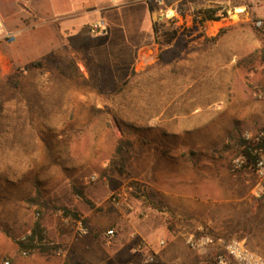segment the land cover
<instances>
[{"label": "rangeland", "instance_id": "rangeland-1", "mask_svg": "<svg viewBox=\"0 0 264 264\" xmlns=\"http://www.w3.org/2000/svg\"><path fill=\"white\" fill-rule=\"evenodd\" d=\"M125 2L0 0V21L17 34L0 35V264H212L188 255L190 228H176L147 183L188 170L180 155L195 156L193 193L209 202L196 224L248 235L264 255V190L253 194L256 173L233 166L238 140L264 127V0H165L148 15L143 0ZM99 19L107 35L91 33ZM110 21L132 26L114 34ZM160 22L179 28L170 45L153 37L149 23ZM119 140L133 144L123 171ZM38 190L48 206L28 203ZM38 219L59 247L23 255L17 240Z\"/></svg>", "mask_w": 264, "mask_h": 264}, {"label": "built area", "instance_id": "built-area-1", "mask_svg": "<svg viewBox=\"0 0 264 264\" xmlns=\"http://www.w3.org/2000/svg\"><path fill=\"white\" fill-rule=\"evenodd\" d=\"M117 3H126L125 0H116ZM150 7H153L154 10L164 11L165 0H143ZM168 17H171L166 13ZM256 25L264 29V19H257ZM90 31L94 35H107L109 32V27L105 19H99L92 22L89 26ZM0 35L9 41L14 42L17 38V34L14 31L8 30L2 21H0ZM253 136L248 132L243 134V138L251 141H258L259 136ZM255 159L253 161L248 160V155L245 153V145L239 147V154L235 157L233 161V166L235 169L243 168L246 163L249 164V167L256 173L258 177V182L256 184V193L258 195L264 190V146L262 148H256L252 151ZM92 180H97V176H92ZM133 190V186L129 185L121 191L115 192L111 200L114 205L119 206L124 202L128 201V191ZM59 213H62L59 211ZM40 216V212L37 213ZM80 229L83 233H89V228L82 223H80ZM115 234L114 229H109L107 235L112 237ZM33 236V230L29 229L22 234L19 238L20 241L28 243L30 238ZM185 241L190 249L201 250L204 248H215L217 263L216 264H231L233 261L235 264H264V255L259 251L250 247L247 241L243 238L238 237L237 235L230 234H220L214 233L209 230L204 224H198L195 228L188 230L185 233ZM35 243H38V237L35 238ZM46 241V240H45ZM165 241L161 242V245H164ZM141 249V246L138 245L136 251ZM31 253L30 248H24L22 250L23 255H29ZM156 256L150 254L147 257L148 262H154ZM6 264H10V261L7 260ZM64 264H67L65 262Z\"/></svg>", "mask_w": 264, "mask_h": 264}, {"label": "crops", "instance_id": "crops-1", "mask_svg": "<svg viewBox=\"0 0 264 264\" xmlns=\"http://www.w3.org/2000/svg\"><path fill=\"white\" fill-rule=\"evenodd\" d=\"M146 10H147V15L148 13L152 12L150 10L149 5L146 8ZM109 24L111 26L113 33L116 31L115 29H117V28H114L116 26L119 27L118 31L120 32H123L125 29L129 30L132 26V25L124 26L121 24V25H114L113 27V24L111 21L109 22ZM149 24L151 26V29L153 30V37H154L155 36L154 25L152 23H149ZM173 158H175V156ZM177 161H178L177 163L178 168H182L183 166V168L187 167L188 170L179 169L178 171L173 172L171 184H168L167 186L162 187V185L159 182H154V184L151 182H147V183L148 185L156 186L157 193L162 195L164 202H161V204L163 208L166 210V215L170 214L171 216L170 218L173 219V221L175 222L176 228H180V229L182 228L183 231L185 229L188 230V228H190L189 230H191L198 225L196 224V218H203L204 216H206V214H209L206 211V207L208 206L209 202H197L196 195L195 193H193L194 188L198 184L197 173L195 171V168H196L195 156L189 155L188 158H185L180 155ZM245 176H249L250 178L247 177L246 179L244 177L243 178L241 177V181L243 182V180H245L246 185L252 184V182L254 181L255 174L253 173L250 175L245 174ZM255 187H256V184L254 185L252 189V193L258 197L259 195L256 193ZM244 198L246 197L244 196L241 199H244ZM185 222H189V224H184ZM214 233H217V232H214ZM230 235H234V234H230ZM243 239L247 241L249 246L251 245L248 241L249 239L248 235L243 236ZM187 253L188 255L191 256L192 259H194L197 262L203 259L205 260L207 258L206 253H208L209 255L211 254V256L214 255L215 248H209V250H207L205 253H201L200 250H193L189 248L187 250ZM232 262L233 261H231V264H235L234 262L233 263Z\"/></svg>", "mask_w": 264, "mask_h": 264}, {"label": "trees", "instance_id": "trees-1", "mask_svg": "<svg viewBox=\"0 0 264 264\" xmlns=\"http://www.w3.org/2000/svg\"><path fill=\"white\" fill-rule=\"evenodd\" d=\"M150 10L153 12L154 8L150 7ZM208 12V11H205ZM208 18L216 20L213 13H209L207 15ZM154 31H155V40L156 43H158L160 46H166L170 45L179 35V28H172V27H166V24L164 22H160L159 26L157 24H154ZM263 54H264V46L262 48ZM258 141H251L246 140L243 137L238 140V146L245 145V153L248 155V160L253 161L255 159V156H253L252 151L256 148H262L264 146V127L260 131ZM133 152V144L132 142H124L123 140H119L118 145L116 147V159H115V166L120 170L123 171V168H125L128 163L130 162V156ZM245 166H249V164L246 163ZM82 192V191H81ZM31 206L39 205L41 207L48 206V202H44L42 199V192L38 190L37 196H34L33 198L29 199L28 202ZM41 210H39L40 212ZM65 214L69 215L71 214V211L68 209H65ZM85 224L90 228V230H93V227L89 224L88 220H84ZM33 236L30 238V241L28 243L22 242L19 239L17 240L18 246L20 250L22 251L24 248H30L31 251H35L36 249H41L43 251H50V250H57L59 247L58 245H53L48 239L47 231L43 225L42 219H38L33 228ZM38 237L39 242L35 243V238ZM240 238H243V236H238ZM46 240V241H45ZM209 262L217 263L216 254L212 255L210 258H207Z\"/></svg>", "mask_w": 264, "mask_h": 264}, {"label": "bare ground", "instance_id": "bare-ground-1", "mask_svg": "<svg viewBox=\"0 0 264 264\" xmlns=\"http://www.w3.org/2000/svg\"><path fill=\"white\" fill-rule=\"evenodd\" d=\"M242 10V9H241Z\"/></svg>", "mask_w": 264, "mask_h": 264}]
</instances>
